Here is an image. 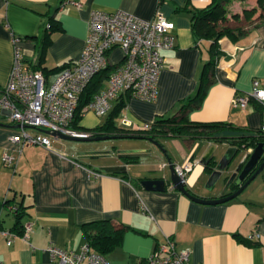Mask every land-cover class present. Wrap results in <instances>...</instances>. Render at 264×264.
Here are the masks:
<instances>
[{"label": "crops", "instance_id": "obj_1", "mask_svg": "<svg viewBox=\"0 0 264 264\" xmlns=\"http://www.w3.org/2000/svg\"><path fill=\"white\" fill-rule=\"evenodd\" d=\"M72 1L80 6L61 7L62 0H0V88L7 83L11 69L13 36L20 39L24 63L35 64L39 59L35 44L43 36L42 24L47 16H54L62 30L51 35V43L43 54L42 66L50 70L80 57L91 11L122 10L145 21L152 20L156 11H160L175 24L174 44L162 52L164 64L157 82L156 99L144 101L125 93L111 102L104 120L123 102L115 125L135 130V125L173 114L180 101L196 92L202 66L210 58V52L207 41H196L187 11L203 9L210 0ZM237 4H241L242 10L244 5L254 6L256 0ZM26 37L34 38L21 39ZM219 45L222 53L217 61L215 82L207 89L200 107L188 113V120L228 122L238 128L216 136L255 134L261 124V105L252 100L241 109L232 105V99L237 94L248 93L254 80L264 88V24L251 29L236 42L223 38ZM108 57L112 63H118L121 50L113 47ZM58 74H44L47 83ZM106 85L107 81L101 89ZM123 119L131 125H124ZM0 123L14 125L4 118H0ZM81 123L80 120L78 125L82 129L79 130L85 129ZM16 132L17 128L0 126V201L20 203L25 211L22 222L31 223L32 230L27 240L17 236L10 245L0 234V264H51L46 252L50 244L76 251L86 244L81 226L100 220L127 227L120 244L104 256L110 264H136L168 237L178 251H190L187 264H264V169L260 173L263 175L252 180L237 198L221 204H201L170 185L163 191L143 189L137 178L159 177L147 175L149 172L133 171L125 176L105 170L140 165L164 171L165 156L147 139L128 138L139 142L136 150H123L116 159L107 153L79 152L59 140L52 142L51 150L25 146L18 152L9 140ZM160 142L174 165L185 161L193 163L185 183L191 193L215 199L228 190L223 178L208 185L210 173L206 172L201 159L214 145L213 159L218 160L232 147L230 144L190 137H167ZM4 152L14 157L13 168L4 165ZM247 153L249 150L237 151L230 170ZM8 214L5 209L1 210L3 230H10L13 225L10 214L11 222L5 223ZM255 232L258 240L251 244L242 241Z\"/></svg>", "mask_w": 264, "mask_h": 264}, {"label": "built area", "instance_id": "obj_2", "mask_svg": "<svg viewBox=\"0 0 264 264\" xmlns=\"http://www.w3.org/2000/svg\"><path fill=\"white\" fill-rule=\"evenodd\" d=\"M79 7L78 2L62 0L66 5ZM175 24L160 11H156L150 21L139 19L122 10L90 12L88 30L80 57L69 62L51 83H47L43 73L33 70L24 63L19 48L20 39L13 36V60L5 86L0 88V118L19 125L17 132L9 140L20 152L25 146H41L52 149L54 140H61L43 132H58L70 137H92L88 130L73 128L80 95L92 78L112 66L113 70L107 85L96 92L81 114L91 111L98 117H104L111 108V102L127 93L144 101H154L157 96V82L164 64L162 52L173 47ZM117 47L122 57L118 63H112L108 57L110 49ZM250 100L261 105V124L259 130L264 133V88L254 80L250 91L237 94L232 105L245 109ZM123 124L131 123L123 119ZM135 130L147 131L150 123L143 122L134 126ZM5 166L14 167V157L3 153ZM193 163L185 161L175 165L176 176L186 183V175ZM95 174V173H92ZM8 213L16 210L14 205L5 207ZM32 230L31 223H24L20 237L28 239ZM0 234L10 245L17 237L9 230L0 229ZM255 232L248 241L258 240ZM51 264H110L101 255L83 244L76 251H67L50 244L46 248ZM189 250L178 251L171 238L159 243L153 252L136 264H187Z\"/></svg>", "mask_w": 264, "mask_h": 264}, {"label": "trees", "instance_id": "obj_3", "mask_svg": "<svg viewBox=\"0 0 264 264\" xmlns=\"http://www.w3.org/2000/svg\"><path fill=\"white\" fill-rule=\"evenodd\" d=\"M234 1L244 3L247 0H210L209 5L203 9L187 11L196 41H207L209 43L208 50L210 52V58L202 66L198 86L193 95L180 101L173 114L162 115L155 118L150 122V129L147 131L124 129L115 125L114 120L118 116L120 109L123 108L124 103L121 102L100 125L88 130L91 132L92 137L96 135H114L117 136V138L127 139L151 138L159 143H161V138L190 137L195 139H209L215 142H226L232 147H235L238 151H251L257 143H262L264 147V133L260 130L255 131V134L251 135L216 136L223 131H236L238 128L228 122H190L187 117L191 110L200 107L207 89L215 82L217 61L222 53L219 41L226 38L232 43L236 42L237 39L241 38L251 29L264 24V0H256L254 6L247 7L244 5L241 14L230 11L229 5L234 3ZM42 30L43 36L41 40L35 44L39 50V59L37 63L31 64L30 67L43 74L60 72L68 63H64L50 70L42 66L43 54L51 43V35L62 30L60 24L54 16H47L45 24H42ZM33 38L34 37H26L21 39L33 40ZM112 70L113 67L109 66L95 75L83 90L77 106L73 128L77 130L82 129V127L78 125V122L82 118L81 112L83 108L89 103L92 96L103 87ZM213 165L214 163L212 160L209 166L205 167L206 172L210 173V167ZM232 186L234 189H237L235 184ZM8 205H14L16 207L15 211L9 213L13 218V225L9 231L20 236L23 233L24 226L22 222L25 215L24 207L20 203H15L13 200H3L0 201V213L1 210L5 209ZM81 227L85 233L88 247L103 258L120 244L123 233L127 230V227L122 225L121 227L118 225L116 226L111 220L94 221L83 224ZM0 229H2L1 220ZM242 241L246 244H251L248 240Z\"/></svg>", "mask_w": 264, "mask_h": 264}, {"label": "water", "instance_id": "obj_4", "mask_svg": "<svg viewBox=\"0 0 264 264\" xmlns=\"http://www.w3.org/2000/svg\"><path fill=\"white\" fill-rule=\"evenodd\" d=\"M2 127H11V128H19V125H6L0 123ZM44 133L49 134L51 136H56L61 140H70V141H100L106 139H116L117 136L114 135H96L93 137H70L58 132H49L43 130ZM153 145H155L161 153L166 158V169L168 171V176H159V177H143L139 180V184L141 187L148 191H163L166 188V185H170L176 191L182 193L187 196L192 201L201 204H221L228 202L232 199L237 198L242 191L249 185V183L254 180L264 169V147L262 143H257V145L249 151L246 155H244L241 162L232 170H230V166L232 165L234 158L237 153V149L235 147H228L221 157L218 160H214V153L216 147L212 145L207 150L204 157L201 159V163L206 167L209 166L210 162L213 160L214 165L210 167V175L208 178V185H214L218 180L223 178L225 180V186L228 188L231 184H235L237 189L229 195H221L215 199H204L200 198L193 193H191L187 188L185 182L181 181L175 174L174 164L171 162L170 158L166 154V150L163 145L156 140L151 138L147 139ZM129 168V169H128ZM132 170L133 171H146L149 173L160 172L161 168L149 169L147 167H142L140 165L134 166H123V167H115L105 169L106 171H110L112 173H119L121 170ZM226 174V175H225Z\"/></svg>", "mask_w": 264, "mask_h": 264}, {"label": "rangeland", "instance_id": "obj_5", "mask_svg": "<svg viewBox=\"0 0 264 264\" xmlns=\"http://www.w3.org/2000/svg\"><path fill=\"white\" fill-rule=\"evenodd\" d=\"M238 1H234L231 5H229V9L232 12L241 13V4H237ZM240 3V2H239ZM258 15V13H257ZM103 117L96 116L93 112H87L84 117L81 119V124L85 130H89V128H94L100 125L103 122ZM63 144L67 146H73L79 150V152H84L87 154H91L93 152L97 153H107L106 155H110L112 157H116L118 159V154L123 150H136V144L139 143L134 139L127 138H116V139H106L100 141H70V140H60ZM125 152V151H124ZM93 156V155H90ZM99 156V155H98ZM95 157V156H94ZM97 157V156H96ZM150 176H168V171L165 169L164 171L147 173ZM263 174H260V176ZM260 179V178H259ZM9 215V214H8ZM5 215V223L11 222V216Z\"/></svg>", "mask_w": 264, "mask_h": 264}, {"label": "flooded vegetation", "instance_id": "obj_6", "mask_svg": "<svg viewBox=\"0 0 264 264\" xmlns=\"http://www.w3.org/2000/svg\"><path fill=\"white\" fill-rule=\"evenodd\" d=\"M124 166H127V165H124ZM129 167V166H128ZM129 169V168H128ZM121 173H122V175H125V176H128V175H130L131 173H133V169L132 170H121L120 171ZM141 178H143V177H139V178H137V181L139 182V180L141 179ZM233 184H231L230 186H229V188H228V190L223 194V195H229V194H231L232 192H234L236 189H234L233 188V186H232Z\"/></svg>", "mask_w": 264, "mask_h": 264}]
</instances>
